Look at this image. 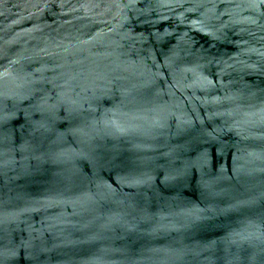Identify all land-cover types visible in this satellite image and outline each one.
Here are the masks:
<instances>
[{"label":"water","instance_id":"95a60500","mask_svg":"<svg viewBox=\"0 0 264 264\" xmlns=\"http://www.w3.org/2000/svg\"><path fill=\"white\" fill-rule=\"evenodd\" d=\"M0 264H264V3L0 0Z\"/></svg>","mask_w":264,"mask_h":264},{"label":"snow or ice","instance_id":"6c2138e0","mask_svg":"<svg viewBox=\"0 0 264 264\" xmlns=\"http://www.w3.org/2000/svg\"><path fill=\"white\" fill-rule=\"evenodd\" d=\"M261 3H264V0H260Z\"/></svg>","mask_w":264,"mask_h":264}]
</instances>
